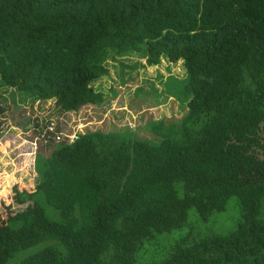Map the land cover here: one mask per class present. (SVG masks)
<instances>
[{
  "label": "trees",
  "instance_id": "16d2710c",
  "mask_svg": "<svg viewBox=\"0 0 264 264\" xmlns=\"http://www.w3.org/2000/svg\"><path fill=\"white\" fill-rule=\"evenodd\" d=\"M131 55L182 62L183 114L153 122L156 144L46 127L39 180L57 219L29 205L0 223V264L27 249L18 264H264V0H0V85L24 100L99 105L103 60ZM231 197L228 232L155 243Z\"/></svg>",
  "mask_w": 264,
  "mask_h": 264
},
{
  "label": "rangeland",
  "instance_id": "374dc122",
  "mask_svg": "<svg viewBox=\"0 0 264 264\" xmlns=\"http://www.w3.org/2000/svg\"><path fill=\"white\" fill-rule=\"evenodd\" d=\"M111 58L102 62L107 73L91 84L103 93L104 102L87 104L77 111L62 112L54 100L34 101L31 96L24 100L20 93L0 85V105L5 107L0 114V223L29 205L39 207L49 219H57L51 197L39 180L45 157L55 145L51 137L44 136L46 127L54 132L57 125L61 136L58 141L71 144L83 137L94 138L101 133L126 135L128 131L132 132L131 140L156 144L159 139L153 132V122H169L183 114L185 103L178 98L185 80L181 61L142 67L139 63H144V58L137 55ZM235 204L231 197L224 211L213 213L206 221L190 208L183 226L158 234L155 243L165 246L187 234L226 233L235 227ZM27 251L30 250L18 252L8 264H18L16 260Z\"/></svg>",
  "mask_w": 264,
  "mask_h": 264
},
{
  "label": "built area",
  "instance_id": "2783aa9c",
  "mask_svg": "<svg viewBox=\"0 0 264 264\" xmlns=\"http://www.w3.org/2000/svg\"><path fill=\"white\" fill-rule=\"evenodd\" d=\"M51 128V127H50ZM55 129V128H54ZM51 131H53V129L51 128ZM59 132H55V139L56 141L60 140L61 136L60 134H58Z\"/></svg>",
  "mask_w": 264,
  "mask_h": 264
}]
</instances>
